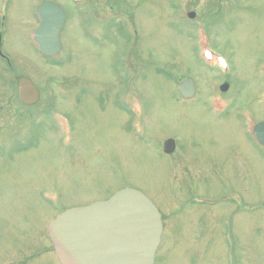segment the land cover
I'll list each match as a JSON object with an SVG mask.
<instances>
[{"label": "rangeland", "instance_id": "374dc122", "mask_svg": "<svg viewBox=\"0 0 264 264\" xmlns=\"http://www.w3.org/2000/svg\"><path fill=\"white\" fill-rule=\"evenodd\" d=\"M43 1L0 0V264H59L49 222L125 187L161 215L154 264H264V0H49L54 58L30 39Z\"/></svg>", "mask_w": 264, "mask_h": 264}, {"label": "water", "instance_id": "95a60500", "mask_svg": "<svg viewBox=\"0 0 264 264\" xmlns=\"http://www.w3.org/2000/svg\"><path fill=\"white\" fill-rule=\"evenodd\" d=\"M35 17L38 27L32 31L31 41L43 56L58 55L59 33L65 20L63 9L43 1ZM188 18H194V14L188 13ZM227 89L226 83L219 87L221 92ZM177 91L181 98L191 99L195 95L193 80L179 82ZM17 93L26 106L38 102V90L25 77L18 78ZM252 135L264 148V121L253 127ZM162 150L172 154L175 142L165 140ZM162 229L161 215L149 198L125 187L105 200L62 211L49 222L48 236L60 264H154Z\"/></svg>", "mask_w": 264, "mask_h": 264}, {"label": "flooded vegetation", "instance_id": "af4514ba", "mask_svg": "<svg viewBox=\"0 0 264 264\" xmlns=\"http://www.w3.org/2000/svg\"><path fill=\"white\" fill-rule=\"evenodd\" d=\"M88 1H90V0H86L85 2H88ZM0 60L1 61H3V62H5L7 65H8V61H7V59H5L1 54H0ZM19 77V76H18ZM18 77H16L17 79H18ZM222 84H225V82H223ZM227 84V83H226ZM221 85V84H220ZM220 85H219V87H220ZM219 87H218V89H219ZM36 105V104H35ZM32 106H34V105H32ZM32 106H23V107H26V108H28V107H32Z\"/></svg>", "mask_w": 264, "mask_h": 264}]
</instances>
